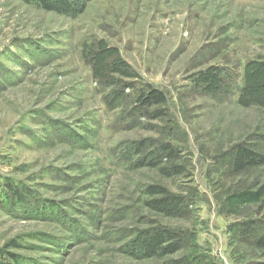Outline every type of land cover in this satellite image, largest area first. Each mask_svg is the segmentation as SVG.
<instances>
[{
    "label": "rangeland",
    "instance_id": "374dc122",
    "mask_svg": "<svg viewBox=\"0 0 264 264\" xmlns=\"http://www.w3.org/2000/svg\"><path fill=\"white\" fill-rule=\"evenodd\" d=\"M255 61L264 0H85L79 14L0 0V264H264L250 237L264 166L230 167L238 147L264 149V99L239 97ZM149 84L167 95L160 118L135 108ZM163 197L170 209L148 205ZM158 228L183 249L142 258Z\"/></svg>",
    "mask_w": 264,
    "mask_h": 264
},
{
    "label": "trees",
    "instance_id": "16d2710c",
    "mask_svg": "<svg viewBox=\"0 0 264 264\" xmlns=\"http://www.w3.org/2000/svg\"><path fill=\"white\" fill-rule=\"evenodd\" d=\"M32 3L40 4L42 7L55 10L63 14H72L76 10L81 13L85 6V0H29ZM82 5V6H81ZM76 8V10H75ZM218 76V75H217ZM204 78V77H203ZM208 80V79H207ZM215 78H213L214 81ZM244 85L240 90V98H251L254 100L264 99V62H249L246 65V73L244 79ZM168 99L164 91L155 88L149 84L142 89L136 97V110L142 112L146 117L160 118L163 116L164 110L162 107L166 106ZM151 112L152 116H151ZM144 143L141 142L138 148L143 149ZM159 158H167L168 160L175 159L177 157L176 146L172 143H162L158 150ZM156 157H152L150 161H144L142 164L148 166H156ZM264 166V149L256 150L254 148H247L245 146L238 147L232 160L230 161V167L232 171L236 173H242L251 168H259ZM8 185V184H7ZM6 185V186H7ZM10 187H6L8 190ZM10 190V189H9ZM13 199L18 201L22 198L19 192L13 188ZM151 196L163 195L165 190H157V187H151L147 190ZM264 192V186L261 188L260 193ZM10 195V194H8ZM164 196V195H163ZM170 198L163 197L159 199H152L148 202L151 208L166 211V208L170 209ZM250 230V229H249ZM252 230V229H251ZM262 232L257 231V227H254L251 232V239L255 241L256 248L264 252V229ZM184 239L180 233L171 231L168 228H158L154 232H149L142 237L137 243V249L140 250L142 258L146 259H165L171 255L180 252L183 249ZM7 264V263H3ZM167 264H194L189 257H181L178 259H170Z\"/></svg>",
    "mask_w": 264,
    "mask_h": 264
}]
</instances>
